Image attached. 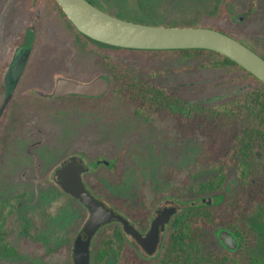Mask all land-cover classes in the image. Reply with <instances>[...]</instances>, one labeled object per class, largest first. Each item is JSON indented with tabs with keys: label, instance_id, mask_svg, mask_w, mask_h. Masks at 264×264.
<instances>
[{
	"label": "rangeland",
	"instance_id": "rangeland-1",
	"mask_svg": "<svg viewBox=\"0 0 264 264\" xmlns=\"http://www.w3.org/2000/svg\"><path fill=\"white\" fill-rule=\"evenodd\" d=\"M116 2L123 19L171 27H219L264 55V0H116ZM8 8L9 24L5 28L6 33L10 34L11 58L16 47L26 44L28 35L34 40L35 51L42 49L38 53H46L53 47L52 41L47 43L44 37L35 35L41 28L37 22L40 13L50 14L51 9H57L52 0H0V42L3 38L4 10ZM22 8L27 11L23 16ZM107 54L113 56L115 60L133 64V67H138L141 72H153L156 80L174 88L177 96H181L190 104H200L203 107L221 106L258 87L254 79L237 68L210 67L215 59L206 54L193 59H183L175 52L130 53L114 48H107ZM109 56L106 59V70L110 78L108 80L110 89L105 99L107 108L101 113H92L88 127L81 122L77 125L69 117L55 116V123L52 127L48 126V130L54 136L56 144L45 157L46 161H51L56 154L59 162L67 154L73 152L81 154L91 169L85 175V180L90 181V177L95 176L100 183L98 194L101 199L106 200L130 219L127 214L132 213V207L128 201H136L138 193L141 192L149 196L153 193L164 196L151 212V216H155L156 209L166 204L177 205L179 212L190 206L215 204L219 197L195 192L197 184L211 178L208 168L212 165L211 159H217V162L228 168L229 177L224 192L230 199L208 209L216 222L223 223L225 227L222 224L206 226L207 231L221 251H233L237 247V239L226 226L234 222L237 224L250 221L256 232L257 243L254 250L264 258L263 139H258L255 145V169L247 191L245 186L240 193L235 167L231 161L232 138L234 139L249 124L255 127L257 124L245 113L238 119L230 120L227 117L223 119L215 111H194L190 116L200 131H197L196 135L193 133L188 136L186 140L175 139L172 134V137H169L163 128L136 118L131 109L121 104V98L113 92L120 85L122 63L114 62L115 60ZM98 159L108 160L110 166H98L96 169L94 165ZM191 182L194 190L181 192ZM178 192L183 195L179 196ZM29 193L30 197H34L32 202L34 208H38L37 204L42 205L37 213V219L40 221L37 225H41L37 230L38 234L11 238L22 243V240L25 243V240L29 239L34 242L29 243L30 245L25 243L26 249L21 244V250L25 252L17 258L5 259L0 253V264H70L69 252L72 251L70 248H73L78 231L89 217L88 210L80 202L74 201L61 187L58 188L57 195L52 196L49 183H43L41 191ZM255 206L258 207V212L252 217H247ZM203 221H197V224L200 227L204 226ZM132 222L136 225L134 221ZM34 225L28 223L27 227L32 228ZM112 230L113 226L96 235L102 238L108 236ZM127 238L129 247L132 243L138 249L142 257L141 264H151L159 250L148 256L133 238L130 236ZM217 246L215 247L217 249L213 250L216 253L220 251ZM106 264L121 262L110 256Z\"/></svg>",
	"mask_w": 264,
	"mask_h": 264
},
{
	"label": "trees",
	"instance_id": "trees-1",
	"mask_svg": "<svg viewBox=\"0 0 264 264\" xmlns=\"http://www.w3.org/2000/svg\"><path fill=\"white\" fill-rule=\"evenodd\" d=\"M52 1L55 3L59 13L68 20V17L56 0ZM22 9L21 16L25 15V12H27L24 8ZM11 17H13V15H11ZM70 24L72 23L70 22ZM210 28L226 33L244 43L224 29L211 26ZM13 32L14 30L12 31V35ZM26 37V44L32 45L34 48L32 36L29 37L28 35ZM244 44L247 45L246 43ZM105 46L129 51L130 53L146 51L151 53L175 52L183 59H193L206 54L215 59V62H213L210 67L237 68L257 82L258 87L247 94L221 106L208 108L200 104H190L187 100L181 98V96H177V91L169 85L166 86L164 83L158 82L153 72H141L138 67H133V64L126 61L119 62L118 60H113L114 62L117 61L118 63H122L120 85L115 88L113 93L121 98V104L131 109L132 114L136 118L139 117L146 122L153 123L163 128L169 137L174 135L173 137L175 139L186 140L188 136L193 135V133L196 135V132L200 131L198 125L193 124L194 120H192L190 116L194 111H215L223 119H225L224 117L228 119H238L242 113H245L256 123L257 127L249 124L240 134L236 135L234 139L232 138L231 141L233 147L231 161L235 167L237 182L238 185H240V193L244 190L245 186V191H247V187L250 185L249 182L255 169L256 142L260 138L264 141V83L236 62L212 50H139L119 48L107 44H105ZM211 160L210 164L212 165L208 168L211 178L197 184V192L195 193L215 195L219 197V200L210 206L207 204L190 206L174 215L167 226L159 252L156 254L155 258L152 259L153 261L151 264H264V258L254 250L257 243L256 232L250 221L237 224L234 222L226 226L234 233L237 239V247L233 251H221L222 249L211 239V235L207 231L208 229L206 226L213 227L216 225L220 226V224H222L223 227L225 226L223 223L216 222L215 217L208 209L218 206L230 199L224 192L228 183V168L217 162V159ZM205 171H207V169ZM90 178V181H86L87 187L100 197L98 194L100 192V183L97 182L95 176L92 175ZM192 184L191 182L188 187L183 188L181 192L186 191L187 193L191 191V189L194 190ZM181 192L177 194L182 196L183 193ZM162 195L163 194L160 195V193H153L152 196H149L141 192L138 193L136 201H128L132 207V213L129 215L126 214L136 223L141 231L148 230L152 217L151 212L154 211L159 202L164 199ZM107 197L109 196L107 195ZM71 198L77 202L73 197ZM104 201L111 206L106 200ZM262 205L264 206V204ZM257 212L258 207L255 206L250 210L247 217H252ZM197 221H203L204 226L200 227ZM111 226H113V230L108 236L106 235L101 238L96 235V237H94L91 246V264H106L110 256H114L117 262L120 261L121 264H141L142 257L138 249L132 245V243V246L130 245L129 247L128 235L124 233L119 223L115 222L104 225L99 229L97 234ZM22 241L23 243L17 239L0 238V253L2 257L5 259L20 257L25 252V250H21V244H23L26 249L25 243L29 244L34 242V240L31 239L25 240V243L24 240ZM216 246L221 252L219 251L216 253L213 251L217 249L215 248ZM71 249L72 247L70 250ZM26 252L29 253L27 250ZM69 262L73 264L72 251L69 252Z\"/></svg>",
	"mask_w": 264,
	"mask_h": 264
},
{
	"label": "flooded vegetation",
	"instance_id": "flooded-vegetation-1",
	"mask_svg": "<svg viewBox=\"0 0 264 264\" xmlns=\"http://www.w3.org/2000/svg\"><path fill=\"white\" fill-rule=\"evenodd\" d=\"M88 1L110 15L122 17L116 0ZM46 13L49 12L40 13L37 22L41 28L35 35L44 37L47 43L52 41L53 47L46 53H38L42 49L35 51L32 45L21 44L29 47L30 53L0 118V238L37 235L41 226L37 225L40 222L37 213L42 205L37 204L38 208H34V197H30L29 192L41 191L43 183H49L51 195L56 196L60 187L56 176L57 168L72 155L83 158L81 154L73 152L67 154L61 162L58 161L57 154L51 161H46L45 157L56 144L54 136L48 130L55 123V116L69 117L77 125L81 122L84 126H89L91 114L101 113L107 108L105 99L110 88L96 96L75 93L54 96L59 78L82 83H91L99 77L110 80L106 70L109 55L105 44L85 37L58 9H51L47 16ZM3 23V38L0 42V95L6 90L4 73L12 53L10 34L6 33L5 28L9 24V8L4 10ZM109 57L114 59L113 56ZM102 160L98 159L95 163L99 161V167L110 166L105 165ZM84 161L87 164L85 159ZM89 172L83 174L85 183V175ZM154 217L152 216L151 221ZM28 223L35 225L28 228Z\"/></svg>",
	"mask_w": 264,
	"mask_h": 264
},
{
	"label": "water",
	"instance_id": "water-1",
	"mask_svg": "<svg viewBox=\"0 0 264 264\" xmlns=\"http://www.w3.org/2000/svg\"><path fill=\"white\" fill-rule=\"evenodd\" d=\"M68 19L83 35L97 42L119 48L139 50L207 49L236 62L264 83V57L234 37L210 27H171L147 25L118 18L93 5L88 0H56ZM30 48L18 46L13 52L4 80L6 90L0 95V118L10 100L13 89L28 59ZM109 89V81L103 77L91 83L59 78L54 96L82 94L96 96ZM105 165L110 162L102 160ZM97 161L95 168L99 166ZM90 170L79 155L65 159L56 170L61 189L80 202L89 217L78 231L72 248L73 264H91L92 241L99 229L107 224L119 223L124 233L148 255L155 254L162 243L164 232L171 218L179 212L174 204L156 209L147 232L136 225L87 187L83 174ZM210 203V202H209Z\"/></svg>",
	"mask_w": 264,
	"mask_h": 264
}]
</instances>
